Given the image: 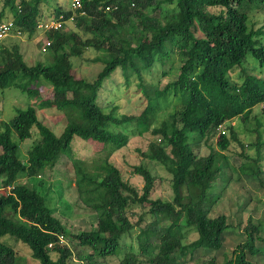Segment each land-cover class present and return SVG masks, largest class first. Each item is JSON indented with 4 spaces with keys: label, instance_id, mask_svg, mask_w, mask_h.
I'll return each mask as SVG.
<instances>
[{
    "label": "trees",
    "instance_id": "obj_1",
    "mask_svg": "<svg viewBox=\"0 0 264 264\" xmlns=\"http://www.w3.org/2000/svg\"><path fill=\"white\" fill-rule=\"evenodd\" d=\"M44 2L2 0L0 20L5 13L10 14L4 19L11 22L10 33L33 37L36 23L42 19L39 4ZM80 4L77 10L71 9L70 1L69 10L54 8L50 17L61 16L62 27L41 34L49 42L39 47V52L45 48L46 64L27 66L15 45L2 47L4 40L0 41V91L13 88L29 98L37 97V91L28 86L41 79L50 87L51 98L40 99L38 107L54 106L65 119L61 133L55 136L28 105L8 123L0 124V187L4 192L0 194V264H25L1 241L6 237L25 245L38 264H68L73 253L64 241L69 238L79 248L75 256L92 264L95 257L116 254L120 240L134 226L138 228V251L124 257L121 264H177V255L190 256L199 249L218 251L229 226L224 215L208 216V208L217 199L209 190L218 178L228 180L225 169L229 166L221 152L230 142L244 148L228 122L248 120L252 108L264 103V78L260 76L264 73V26L255 29L247 14L264 0H80ZM87 49L99 53L92 61L103 65L90 82L71 75L70 59L81 57ZM174 59L178 61L176 68L171 65ZM247 60L252 63L250 68L245 65ZM166 62L170 63L168 71L176 72L174 79L161 88L157 82L146 84L142 75ZM116 69L124 83L131 77L137 80L145 100L138 115L115 116L114 108L103 113L97 104L102 82ZM234 69L243 73L239 83L227 78ZM248 69L256 74H247ZM167 73L162 71L160 76ZM168 104L179 109L151 126L156 111ZM220 126L226 127L229 137L220 136L217 152L209 147L207 155L197 156L193 147L206 143ZM32 128L38 139L23 162L11 135L22 142L30 138ZM144 133L152 140L138 154L169 176V201L150 199L156 177L143 164L131 170L142 180L138 194L108 161L126 146L129 137ZM73 137L98 144L101 157L92 161L98 163L95 168L80 160L71 162L76 197L67 204L93 213L95 228L70 235L62 219L54 215L56 207L46 205L49 190L41 196L34 187L17 180L23 175L42 185L40 177L48 174L59 158L69 156L66 149ZM259 144H252L254 158L241 155L244 162L236 168L238 175L258 176ZM52 201L54 197H49L47 204ZM134 208L140 214L132 223L127 214ZM182 228L193 230L196 238L182 244ZM259 228L264 229V222L256 226L248 223L243 241L220 264H260L257 259L264 264V237ZM85 248L91 253L86 254ZM51 254H55L54 259ZM202 264L216 263L209 258Z\"/></svg>",
    "mask_w": 264,
    "mask_h": 264
},
{
    "label": "rangeland",
    "instance_id": "obj_2",
    "mask_svg": "<svg viewBox=\"0 0 264 264\" xmlns=\"http://www.w3.org/2000/svg\"><path fill=\"white\" fill-rule=\"evenodd\" d=\"M70 0H46L44 3L39 4L40 18L47 21V17H50L54 13V8L60 10H69ZM2 6V0H0V9ZM167 9L171 10V7ZM6 12V11H5ZM4 19H9L10 14L5 13ZM250 24L254 28H260L264 26V4L257 7H251L247 11ZM156 16V15H155ZM42 21V22H43ZM71 28V23L67 22L66 25ZM35 34L33 37L26 38L24 35H7L1 46L10 48L15 45L18 52L21 54L23 62L27 66H31L35 63L46 64L48 57L45 52H39V47L45 42L44 35H41V31L35 28ZM200 34L198 33V36ZM99 53L92 49L83 51L81 57L71 58V75L75 79H83L84 81H92L96 74L102 69L100 61L94 62L92 59L98 56ZM250 60L245 62L246 67L250 68L252 63ZM169 62H166L163 66L155 65L154 69L149 74H143V80L147 83H158V88H161L168 81H172L176 72L174 70L168 71ZM173 68L178 66L177 59L171 62ZM168 72L164 77H161V72ZM256 74V71L247 70V74ZM259 74L257 75V77ZM264 78V73L260 75ZM243 73L234 69L227 73L229 81L239 83L242 80ZM30 90H36L37 97L29 98L25 93H21L19 90L13 88H6L0 91V124L8 123L12 119L17 111L24 110L28 105H31L35 109V114L38 121L47 127L55 136H58L64 125L65 119L61 113L54 108V106L38 107L39 100H50L51 90L50 87L39 79L36 84H30L28 86ZM97 104L101 108L103 113L109 112L114 108L115 116L119 115H138L145 107V100L141 91L137 87V80L135 77H131L126 84L121 76L119 69L114 70L103 82L97 93ZM173 105V104H172ZM171 104L160 107L154 116V120L151 126H157L166 116L173 110L179 109L172 107ZM233 127V132L236 139L243 144V150H241L234 142H230L229 146L221 154L227 158L228 168L225 173L228 175V180L224 181L222 178H218L211 183L209 192L217 195V199L214 204L208 208L209 217H215L217 215H224L226 218V224L229 228L224 232L221 239V248L218 251H206L199 249L194 251L190 256L176 257L177 264H202L209 258H213L216 264H220L225 258H229L230 252L233 248L241 243L244 239V227L250 223L256 226L258 223L264 222V112L261 111L259 105L254 106L251 110L248 120L242 121L240 118L232 119L228 122ZM228 123L226 125H228ZM0 127V130L2 129ZM224 130V136L229 137V132L226 127H222ZM217 131V130H216ZM221 134L217 131L206 143H200L198 147H193V152L197 156H205L209 152V147L212 150L218 151L216 142L220 139ZM38 139L35 128L31 129L30 138L19 142L12 133L11 141L18 145V156L21 161H25L26 152L30 148L32 142ZM152 140V137L148 133H144L140 137H129L126 146L114 152L108 161L115 166L119 172L123 181L140 194L142 187V180L139 176L133 175L131 170L133 166L143 164L149 172L156 177L154 181V187L150 193V199H161L169 201L172 197L169 176L155 164H150L141 159L138 151H143L146 147V143ZM256 141L260 144L259 156L260 160L256 163L259 167V174L257 177L250 175H238L236 168L242 162V154L247 158L255 157V149L252 146ZM100 146L90 141H83L78 137H73L70 145L66 149V153L69 156L59 158L58 162L52 167L48 174L40 177L42 185H39L36 179H28L23 175L18 176L17 183L25 184L28 187L32 186L35 191L43 196L46 193V189L49 191L45 194L46 205L48 207H56L57 213L54 215L56 218L62 219L67 234L75 235L79 232H86L95 228V215L89 213L87 210L82 211L72 208L69 204L75 200L74 192V175L71 165L72 160H80L85 163L86 166L92 164V161L101 157L99 152ZM98 163H93L97 165ZM97 167V166H96ZM95 168V166H93ZM92 169V168H91ZM160 178V179H157ZM68 183V184H67ZM67 184V185H66ZM4 193L0 187V194ZM196 192H192L194 195ZM54 197V201L47 204L48 198ZM65 203L68 207L65 208ZM61 213V214H60ZM134 215H130V214ZM131 213L127 214L130 222H135L137 215L140 214L139 209H132ZM148 221L149 218L145 217ZM142 227V226H140ZM260 236L264 237V229L259 228ZM138 232L137 226L123 236L120 240V247L116 254L107 256L104 258L95 257L92 260V264H121L124 257L136 254L138 251L137 242L135 236ZM181 233L183 238L182 244H188L193 241L196 236L193 230L182 228ZM67 240V241H66ZM64 242L73 253V258L68 264H85L83 260H79L75 255L79 253V248L75 246V243L67 238ZM1 241L9 245L15 252L17 258H20L25 264H38L30 256L29 249L19 243L14 242L10 238H3ZM256 245V244H255ZM86 254H90V249H83ZM51 258H55V254H51ZM247 259L255 261L247 255ZM257 261L263 264L262 261ZM253 262V263H255Z\"/></svg>",
    "mask_w": 264,
    "mask_h": 264
},
{
    "label": "built area",
    "instance_id": "obj_3",
    "mask_svg": "<svg viewBox=\"0 0 264 264\" xmlns=\"http://www.w3.org/2000/svg\"><path fill=\"white\" fill-rule=\"evenodd\" d=\"M81 6L80 0H70V7L72 10H77ZM108 7L104 8V12L108 11ZM62 27V21L61 16L58 18H49L47 21H39L36 24V28L41 31V33L48 32V31H58ZM11 23L9 21L0 20V41L3 40L7 35H10L11 31ZM18 35V33H16ZM49 44L48 41L44 42V45L47 46ZM41 52H45V48H41ZM261 107L264 109V103L261 105ZM218 131L221 135L224 134L223 129L220 127L218 128Z\"/></svg>",
    "mask_w": 264,
    "mask_h": 264
},
{
    "label": "clouds",
    "instance_id": "obj_4",
    "mask_svg": "<svg viewBox=\"0 0 264 264\" xmlns=\"http://www.w3.org/2000/svg\"><path fill=\"white\" fill-rule=\"evenodd\" d=\"M49 18H52V17H47V19H49ZM3 20H4V19H3ZM43 20H44V19H40V20L37 21V23H38L39 21H43ZM5 21H6V20H5ZM9 22H10V21H9ZM10 23H11V22H10ZM37 23H36V24H37ZM35 30H36V29H35ZM10 34H11V33H10ZM41 34H42V33H41ZM15 36H18V35H15ZM6 37H7V36H6ZM6 37H5V38H6ZM5 38H4V39H5ZM4 39H3V40H4ZM262 104H263V103H262ZM262 104H260L259 107H260L261 111L264 112V109L261 107ZM218 128H219V127H218ZM218 128L216 129L217 131H218ZM220 128L223 129L221 126H220ZM223 131H224V130H223ZM218 132H219V131H218Z\"/></svg>",
    "mask_w": 264,
    "mask_h": 264
}]
</instances>
